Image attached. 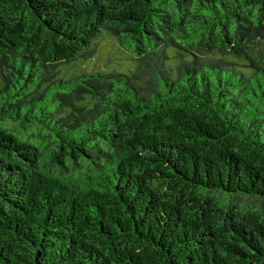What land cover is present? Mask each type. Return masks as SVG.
<instances>
[{
    "label": "trees",
    "instance_id": "16d2710c",
    "mask_svg": "<svg viewBox=\"0 0 264 264\" xmlns=\"http://www.w3.org/2000/svg\"><path fill=\"white\" fill-rule=\"evenodd\" d=\"M0 77V264H264V0H0Z\"/></svg>",
    "mask_w": 264,
    "mask_h": 264
},
{
    "label": "rangeland",
    "instance_id": "374dc122",
    "mask_svg": "<svg viewBox=\"0 0 264 264\" xmlns=\"http://www.w3.org/2000/svg\"><path fill=\"white\" fill-rule=\"evenodd\" d=\"M95 56L87 61L76 60L71 64L62 65L58 70V77L69 80L85 74H129L135 69L134 57L119 43L116 36L104 34L98 41ZM3 83L0 77V89Z\"/></svg>",
    "mask_w": 264,
    "mask_h": 264
}]
</instances>
